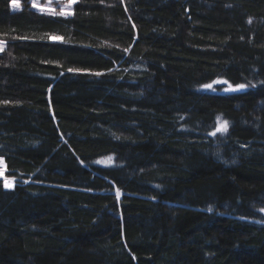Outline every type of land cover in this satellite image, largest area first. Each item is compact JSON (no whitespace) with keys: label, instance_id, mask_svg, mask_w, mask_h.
Masks as SVG:
<instances>
[{"label":"trees","instance_id":"16d2710c","mask_svg":"<svg viewBox=\"0 0 264 264\" xmlns=\"http://www.w3.org/2000/svg\"><path fill=\"white\" fill-rule=\"evenodd\" d=\"M12 1L0 264H264V0Z\"/></svg>","mask_w":264,"mask_h":264},{"label":"rangeland","instance_id":"374dc122","mask_svg":"<svg viewBox=\"0 0 264 264\" xmlns=\"http://www.w3.org/2000/svg\"><path fill=\"white\" fill-rule=\"evenodd\" d=\"M75 2L76 0H29V4L33 8L41 10V11H47V12H53V13H61L62 11L67 12V13H72ZM23 4L24 3L22 0L12 1L13 8H21ZM5 45H6V42L0 39V52L5 48ZM236 85H239V84H232L224 78H217L210 83L200 86L199 89L204 90V91H211V92H233L228 89L230 87H235ZM244 85H246L245 89H247L248 85L247 84H244ZM206 86H211V87H206ZM219 119L220 121H226L222 117H219ZM215 131H216V128L213 132ZM219 133L220 132H216V134H219ZM6 171H7L6 163L4 159L0 157V177H3L5 179V182L14 181V179L6 176Z\"/></svg>","mask_w":264,"mask_h":264},{"label":"snow or ice","instance_id":"6c2138e0","mask_svg":"<svg viewBox=\"0 0 264 264\" xmlns=\"http://www.w3.org/2000/svg\"><path fill=\"white\" fill-rule=\"evenodd\" d=\"M70 13L61 12V15H69ZM206 87H211V86H206ZM246 88V85L244 84H239L236 85L235 87H230L228 90L230 91H240ZM228 130V122L227 121H220L219 118H217V126H216V131L212 133V135H215L216 132L224 133L227 132ZM83 163V162H82ZM14 186V181H7L4 183L5 188H12Z\"/></svg>","mask_w":264,"mask_h":264}]
</instances>
